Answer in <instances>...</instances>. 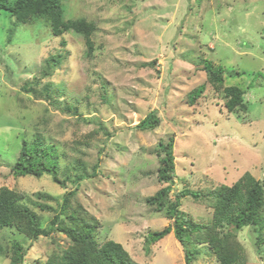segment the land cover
<instances>
[{"label":"rangeland","instance_id":"374dc122","mask_svg":"<svg viewBox=\"0 0 264 264\" xmlns=\"http://www.w3.org/2000/svg\"><path fill=\"white\" fill-rule=\"evenodd\" d=\"M62 3L66 19L96 23L91 57L83 36L73 31L54 35L42 18L19 22L8 41L15 18L0 9V188L23 191V203L41 215L44 228L50 226L57 202H45L54 211H42L37 194L62 200L76 190V200L100 220V243L121 242L143 264H185L173 232L147 244L149 232L172 220L149 206L146 198L164 186L158 167L173 134L172 198L183 188L231 185L247 171L264 186V0ZM50 56L57 60L52 75L46 76ZM207 64L223 66L221 84L208 79ZM37 80L39 90L52 84L58 106L78 110L63 112L22 91L23 84ZM230 85L244 89L246 110L226 109L224 89ZM152 110H157L160 124L140 129L137 124ZM91 133L94 137L86 144ZM39 134L59 146L65 187L48 174L15 177L10 172L22 139ZM97 161L95 176L77 179L82 171L92 173ZM181 209L202 222L210 221L213 212L189 197L183 198ZM258 233L255 226L238 230L245 264H264ZM13 241L27 247L23 264H44L52 252L68 246L60 233L35 241L15 228L0 233L2 247ZM199 248L193 264H217L207 245ZM0 264H11L4 252Z\"/></svg>","mask_w":264,"mask_h":264},{"label":"trees","instance_id":"16d2710c","mask_svg":"<svg viewBox=\"0 0 264 264\" xmlns=\"http://www.w3.org/2000/svg\"><path fill=\"white\" fill-rule=\"evenodd\" d=\"M0 9L10 12L15 18L14 25L9 29L7 40L11 41L19 22H31L42 18L47 22L54 35H61L73 31L85 39L88 56L94 52L92 34L96 30V23L85 18L66 19L65 6L62 0H0ZM183 27V25H182ZM181 29H179L180 31ZM55 56H50L45 66L44 75L51 76L56 62ZM208 79L213 84L223 81V66H204ZM40 80L26 82L21 86L26 94L34 95L37 99L47 100L53 108L63 112L74 113L77 107L67 104L63 107L56 104L58 94L52 92V84L46 83L38 89ZM202 89L201 87L199 88ZM228 99L225 107L229 112L246 110L244 89L238 85L225 87ZM193 98L198 95L193 94ZM160 124L157 110H152L142 118L137 126L146 130ZM94 134H88L86 144ZM175 135H171L164 147V155L160 158L158 179L164 183L154 195L148 196L146 201L157 212H164L172 223L160 230H154L146 236L147 244H154L165 238L171 232L180 242L185 264H193L201 254L200 245H207L217 258V264H245L244 248L238 238V230L255 226L258 229L257 245L260 252L264 251V186L250 171L245 172L240 179L231 185L221 184L213 189L183 188L171 197L173 183L176 177ZM60 149L56 143H50L42 135L34 139L23 138L17 159L10 168L15 177L33 175L40 178L44 174L62 187L67 181L60 176ZM99 162L93 165L92 173L78 174V180L96 175ZM211 191L210 193H208ZM26 194L23 191L3 186L0 188V233L6 228H15L20 234L31 240H38L41 236L53 233L63 234L68 240V246L52 252L44 264H143L136 261L125 246L118 241L109 239L100 243L97 229L100 220L90 213L85 206L76 200V190L68 191L58 200L49 193L39 192L42 211H54L45 203L57 202L58 210L50 221V226L41 225V215L23 203ZM192 198L198 203H206L213 209L211 220L202 222L188 212L181 209L183 198ZM149 246L146 247L148 253ZM4 252L10 258L11 264H23L27 247L19 241H13L9 247L0 245V254ZM36 264V263H32Z\"/></svg>","mask_w":264,"mask_h":264}]
</instances>
